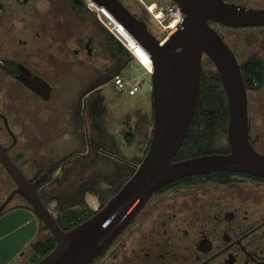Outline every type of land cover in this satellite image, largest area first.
I'll return each mask as SVG.
<instances>
[{"label":"flooded vegetation","instance_id":"af4514ba","mask_svg":"<svg viewBox=\"0 0 264 264\" xmlns=\"http://www.w3.org/2000/svg\"><path fill=\"white\" fill-rule=\"evenodd\" d=\"M34 1L1 0L0 22L6 20L7 23L9 18L22 22L19 28L5 25L6 34L2 41L8 43L12 38L9 36L18 33L25 37H19L18 47L10 50L11 59L0 60V141L25 177L30 182L39 181L36 189L48 208V204L55 201L54 209L59 212L81 208L84 215L94 214L133 175L148 151L153 130L144 154L132 157L134 162H130L124 153L106 149L110 139L104 124L109 110L102 90L122 70L127 54L98 22L86 2L73 3L76 11L72 21L70 14L67 16L64 10L53 20L44 18L36 12L38 8L33 5ZM122 1L149 27L151 17L142 0ZM227 1L245 7L264 8V0ZM54 3L57 5L55 9L60 12L61 0L50 1V6L55 7ZM211 24L231 47L240 64L247 87L249 140L256 151L264 153V75L260 80L251 72L253 63H258L264 71V26ZM37 25L41 29H37ZM51 28L60 29L59 33L54 30L50 36ZM48 37L58 42L61 61L57 63L56 57L51 56L46 66L48 75H44L37 54L39 50L48 51ZM205 57L203 73L209 68L217 69L213 61ZM72 64L79 65L82 77L74 99L70 100L62 84L54 81L58 79L59 66L66 69ZM23 69L43 77L53 87L49 99L44 100L46 105H41L43 100L36 101L30 86L19 79ZM4 84H9L10 88L7 90ZM14 94L23 108L18 115L19 130L22 136L27 135L28 140L20 139L11 122L15 116L3 109L6 106L12 112ZM53 98H59V105L52 104ZM219 101L226 104L228 115L220 118L219 130L209 133L202 141L205 146H211L207 148L208 152L202 154H228L232 151L228 135L227 95L226 99ZM34 111L43 123L42 129L45 128V121L40 114H51L57 122L54 125L57 131H72L78 145L60 157L49 158L50 153L32 152V155H27L34 140L31 139L33 127L26 120ZM60 117L70 126L68 129L59 127L57 118L59 120ZM179 151L175 161L202 155L180 158ZM0 169L7 173V178L0 176V183L8 186L9 190L0 201L1 207L17 186L1 163ZM14 206H27V203L16 194L0 214ZM46 231H49L47 227L39 222L34 237L9 264L17 258L22 259L18 264H34L33 253L23 261L26 249L30 247L34 251V245L41 241ZM91 264H264V175L242 169H220L187 175L165 184L156 191L131 225Z\"/></svg>","mask_w":264,"mask_h":264},{"label":"water","instance_id":"95a60500","mask_svg":"<svg viewBox=\"0 0 264 264\" xmlns=\"http://www.w3.org/2000/svg\"><path fill=\"white\" fill-rule=\"evenodd\" d=\"M104 5L147 49L153 62V132L148 151L121 189L93 215L65 229L0 141V163L27 206L0 214V264H9L42 222L56 245L34 264H91L131 225L156 191L187 175L220 169H242L264 175V153L249 140L247 87L235 53L211 22L231 27L264 26V8L245 7L227 0H173L183 21L170 40L157 37L122 0H95ZM169 38V37H168ZM215 64L229 104L231 153L174 158L193 122L201 93L203 58ZM24 74L26 76L24 77ZM32 90L48 98L51 84L30 70L18 76Z\"/></svg>","mask_w":264,"mask_h":264},{"label":"rangeland","instance_id":"374dc122","mask_svg":"<svg viewBox=\"0 0 264 264\" xmlns=\"http://www.w3.org/2000/svg\"><path fill=\"white\" fill-rule=\"evenodd\" d=\"M50 1L52 3L53 0H35L33 5H35V8H38V10L36 12H38L39 14H41L42 16L47 17L51 20H53L54 17H56L59 13L62 12V10H64L68 16V14H70L71 19H75V12L72 11L71 5L69 3L68 0H61V10L60 12H58L59 10H56L55 8H57L56 3L55 7L50 6ZM147 3H150L152 1H155L157 3H159L160 5H162L163 7H167V5L171 4L173 2V0H144ZM140 2V1H139ZM129 6H131L133 9L135 8L133 6L132 3H130L128 1ZM142 4V3H141ZM49 5V6H48ZM33 10V9H31ZM149 12V11H148ZM149 16L151 17V21L149 24V29L151 30V32L153 34H155V36L157 37H161V30H160V26L157 24L156 19L153 17V15L151 13H148ZM97 18V17H96ZM6 20H2L0 22V60H6V59H11L12 58V54L10 53V50L13 48H17L18 47V39L19 37H25L23 36L21 33H18L17 35H10L9 37V42L6 43L3 42V38L6 34V30L4 28V26L7 24L9 25H13L14 27L17 26V28L22 26V22L17 20V21H11V18H9V21L7 23H5ZM99 22V21H98ZM13 23V24H12ZM100 23V22H99ZM36 25V24H35ZM37 29H41L39 28L40 25L35 26ZM55 30V28H51L50 29V35L51 33L53 34V31ZM58 29L55 30V32ZM60 30V29H59ZM58 30V33H59ZM242 32V31H240ZM59 36V35H57ZM4 44H6V46H4ZM206 59V57H205ZM7 61V60H6ZM8 63V62H6ZM209 66V65H208ZM207 67V66H206ZM82 69L79 67L78 64H72L69 67H67L66 69H64L62 72H60V75L58 73V79H60V83L62 84L63 89L65 90V94H69L68 96L70 97L69 99L72 100L74 99V95L76 93V91L79 89V86L81 84V77H82ZM122 74L126 75V78L129 79L132 82H138L141 83V90L137 93V95L134 96H130L128 95L126 92L122 91V92H116L113 89V83L112 81L109 82V84L104 85L102 93L106 98V102L108 104V114L106 117V122L104 124L105 129L111 133V134H119L118 136H116V140H118L119 144L121 145V153H124L128 156L129 160L132 161V156H134L135 154L138 153L137 150H141V143L143 142L142 140H140L142 133H138V130H141L143 127L140 124L139 120H141V118L144 116L145 114L143 113L142 110H149L150 112V126L153 127V109H152V74L151 73H145L143 72V70L137 67V68H131L130 65L125 66L122 69ZM4 87L8 90L9 84L5 85ZM17 88H20V86H18ZM2 89H0V93H1ZM11 96V95H10ZM14 96V106L13 103L12 104V112L11 109L6 108V106H3V109H7L8 113H11L13 116L11 118V122L12 125L14 127V130L16 131V134L20 137V139L22 140L23 136L22 133L19 130V124H18V118L16 117V114L19 115L22 112V103L20 102L19 98L16 101V94L13 95ZM52 104L55 105H59V98H55L53 99V101H51ZM41 105L44 106L46 105V102L43 100L41 102ZM29 108V107H28ZM4 109V110H5ZM26 110V108H25ZM60 110V109H59ZM136 110V111H135ZM152 111V114H151ZM40 113V112H39ZM64 113V110H63ZM31 117H29L27 119L28 124H30L31 127H33L32 130V134L34 136L35 133L38 134V137L41 141L37 142V144L39 145V149H37L36 147H32L29 149L27 155H32L33 153L36 154H40L38 153V151H40V148L42 145V149L48 151L50 154L48 155L49 158H54V157H60V156H64L66 154H68L69 151H71L72 149H74L78 144L75 143L74 146L70 145L71 142V135L69 134V132H59L57 131V127L55 128V126L51 129V131L53 132L54 130L56 131L55 133H52L50 131V135L48 134V132L44 131L43 132V123L41 122V120L39 119L38 113H36L35 111L33 113H31ZM137 117V122L138 123V127H136L137 129H133L132 128V133L134 134L135 137V144L133 146H128L127 144H125L123 142L124 140V133L120 134L121 131L127 133H130V129L128 127V123L130 118L133 117ZM63 117V116H62ZM60 117V119L58 121V125L59 127H65L66 129H68L70 126L67 124V122L65 121L64 118ZM130 117V118H129ZM134 126V120H132ZM137 124V123H136ZM53 126V124H51ZM37 127L39 129H37ZM51 127V126H50ZM47 128V127H46ZM125 129V130H124ZM120 130V132H119ZM40 131V132H39ZM61 144H65L64 146H61ZM50 146V147H49ZM72 146L73 148H62V147H69ZM144 150L145 148L142 150V155L144 154ZM0 176H3V178H7V173L5 172L4 169H0ZM100 177H102L100 175ZM105 183V182H103ZM8 186H5L3 184L0 183V201L6 196V194L8 193ZM90 200H92V198L90 197ZM49 208L51 209L52 213L55 214L56 217L60 216V213L57 209H54V206L56 205V202L53 201L51 204H48ZM51 236V234L49 233V231H46V234L41 236V240H46L47 238H49ZM26 256L23 259L26 260L32 253V249L27 248L26 249ZM21 258H17L13 261V264H18L21 262Z\"/></svg>","mask_w":264,"mask_h":264},{"label":"trees","instance_id":"16d2710c","mask_svg":"<svg viewBox=\"0 0 264 264\" xmlns=\"http://www.w3.org/2000/svg\"><path fill=\"white\" fill-rule=\"evenodd\" d=\"M72 2L78 5L81 2L85 3V0H72ZM121 46L125 53L128 54L126 48L122 44ZM251 72L260 80L263 78L264 71L262 67L258 65V63H253ZM219 75L220 74L217 69L212 70L209 68L204 70L201 82V93L196 113L189 132L178 153L180 158L208 152L207 148L211 146H205L202 141H205L209 133L217 132V130H219V122L221 121L220 118L224 115H228L226 104H220L219 101L221 99H226V93L223 90V84ZM131 134V131L130 133H127V135ZM210 136L215 137V135ZM132 142L133 140L129 139V143ZM83 211L84 209L82 210L81 208H70L68 210L59 212L60 216L57 218L61 226L65 229H68L87 219L93 214V212H90V214L84 215ZM55 245L56 241L52 235L46 240L37 242L33 247L34 255L32 256V261L36 263L40 258L51 251Z\"/></svg>","mask_w":264,"mask_h":264},{"label":"built area","instance_id":"2783aa9c","mask_svg":"<svg viewBox=\"0 0 264 264\" xmlns=\"http://www.w3.org/2000/svg\"><path fill=\"white\" fill-rule=\"evenodd\" d=\"M146 8L149 13L153 15L156 19L157 24L160 26L161 38H167L172 34V31L176 28H179L183 21V14L180 10V7L176 2H172L163 7L159 3L152 1L150 3L145 2ZM87 7L95 13L97 20L102 26H104L109 33L120 43L122 44L129 54L135 56L142 62L140 58L141 53L140 49H144L146 52L147 49L128 31L124 24L117 19V17L111 13L104 5H100L95 0H85ZM2 10V2L0 0V14ZM140 55V56H139ZM143 63V62H142ZM148 72L152 74L151 68L147 63H143ZM112 83L116 92H126L130 96L137 95L141 89V83L132 82L127 79L121 73H116L112 78Z\"/></svg>","mask_w":264,"mask_h":264},{"label":"crops","instance_id":"0c3cea01","mask_svg":"<svg viewBox=\"0 0 264 264\" xmlns=\"http://www.w3.org/2000/svg\"><path fill=\"white\" fill-rule=\"evenodd\" d=\"M69 1V3H70V5H71V8H72V11H76L75 10V7L73 6V2H72V0H68ZM72 21H73V19H72ZM71 25L73 26V22L71 23ZM51 36V35H50ZM52 39V37H48V40H47V43L49 44V47H48V51L45 49L44 51H38V58H39V60H41L40 62H41V73L42 74H44V75H48V71H47V67L46 66H48L49 65V59H50V57L51 56H54V57H56V62L57 63H60V61H61V59H60V56H59V53H58V42H55V41H53V40H51ZM46 43V42H45ZM57 46V47H56ZM45 48H46V45H45ZM127 65H130V67L133 69V68H139V66H140V68L143 70V72H145V73H150V72H148L147 71V69L145 68V66L143 65V63L142 62H140L139 61V59L138 58H136L135 56H133V55H131V54H129V52H128V54H127V61H126V63H125V65L122 67V69L125 67V66H127ZM64 70V68H60V66H59V69H58V73H59V75H60V72H62ZM120 73L122 74V70L120 71ZM123 75V74H122ZM125 77H126V75H124ZM152 79V78H151ZM60 81V79H56L54 82L55 83H60L59 82ZM141 86V85H140ZM53 88V87H52ZM141 90V89H140ZM33 92H34V98L36 99V101L37 100H39V101H42V100H48L49 98H44L42 95H40L39 93H37V92H35L34 90H33ZM54 99V98H53ZM51 101H52V99H51ZM152 109H153V101H152ZM143 111V113L145 114V117L143 116L142 118H141V120H139V122H140V124L142 125V129L141 130H138L137 132L138 133H142V136H141V138H140V140H142L143 142L140 144L141 145V150H137L138 151V153L137 154H135L134 156H132V157H138V156H142V150L146 147V145H147V142H148V138L150 137V134H151V132H152V129H153V127H151L150 126V112H149V110H142ZM153 111V110H152ZM152 111H151V114H152ZM41 115V117H42V119H43V121H45L44 122V124H45V129H43V132L44 131H46V132H48V134L50 135L51 133H50V131H51V129L54 127V125H55V123H57L56 122V120H54V118H53V115H48V114H45L44 112L42 113V114H40ZM16 117L18 118V115L16 114ZM130 118V117H129ZM137 117L135 116V117H133V118H130L129 119V122L127 121V123H128V127H129V129L131 130V132H132V128L133 129H137L136 127H138V123L139 122H137ZM132 120H134V123H135V126H134V124H133V122H132ZM27 121V120H26ZM137 123V124H136ZM51 124H53V126L51 125ZM51 126V127H50ZM44 127V126H43ZM47 127V128H46ZM53 130V129H52ZM125 130V129H124ZM40 132V131H39ZM52 132V131H51ZM56 131L54 130L52 133H55ZM119 132H120V130H119ZM124 133V140H123V142L125 143V144H127L128 146H133L134 144H135V137H134V134L132 133L131 135H127L125 132H123V131H121L120 132V134H123ZM32 134V133H31ZM69 134L71 135L70 137H71V142H70V145H72V146H74V144L75 143H77V138H76V136H75V134L72 132V131H70L69 132ZM106 134L108 135V137H109V139H110V144H106L108 147H106V149H109V150H111L112 152H120L121 153V145L119 144V142H118V140H116V136H118L119 134L117 133V134H111V133H109V132H106ZM35 135L36 136H34L33 134L31 135V139H33L34 140V142H33V140H32V147L34 146V147H36L37 149H39V145L37 144V142H38V140H40L39 139V137H38V134L37 133H35ZM23 140H28L29 138L27 137V135H25V136H23V138H22ZM129 139L131 140H133V142L132 143H129ZM41 141V140H40ZM65 144H61V146H64ZM41 146V148H40V151H38V153H44V154H47V153H49L48 151H46V150H43L42 149V145H40ZM72 146H69V147H62V148H73ZM50 147V146H49ZM103 147V146H102ZM129 160V159H128ZM130 162H134V160H129Z\"/></svg>","mask_w":264,"mask_h":264},{"label":"bare ground","instance_id":"6f19581e","mask_svg":"<svg viewBox=\"0 0 264 264\" xmlns=\"http://www.w3.org/2000/svg\"><path fill=\"white\" fill-rule=\"evenodd\" d=\"M178 30V28H176V29H174L173 31H172V34L173 33H175L176 31ZM171 36V35H170ZM170 36H169V38L167 37L165 40H164V42L165 43H167L169 40H170ZM140 51V53H141V55L142 56H140V58L142 59V62L143 63H147L148 64V66L151 68V70L153 71V62H152V59H151V56L149 55V53L148 52H146L144 49H140L139 50Z\"/></svg>","mask_w":264,"mask_h":264}]
</instances>
